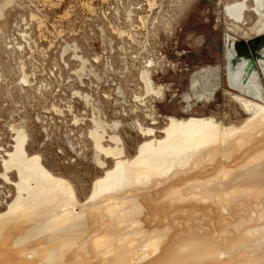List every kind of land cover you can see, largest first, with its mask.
<instances>
[{
  "label": "bare ground",
  "instance_id": "1",
  "mask_svg": "<svg viewBox=\"0 0 264 264\" xmlns=\"http://www.w3.org/2000/svg\"><path fill=\"white\" fill-rule=\"evenodd\" d=\"M219 1L231 69L223 94L243 118L196 111L215 103L221 66L195 72L179 111L165 116L156 104L170 90L143 70L129 123L141 140L130 153L126 123L95 118L88 134L100 172L87 193L31 152L29 130L14 125L0 161V264H264V85L257 66L249 72L230 51L236 40L264 37V0ZM15 2L0 0V33Z\"/></svg>",
  "mask_w": 264,
  "mask_h": 264
},
{
  "label": "built area",
  "instance_id": "2",
  "mask_svg": "<svg viewBox=\"0 0 264 264\" xmlns=\"http://www.w3.org/2000/svg\"><path fill=\"white\" fill-rule=\"evenodd\" d=\"M192 1L92 0L79 11L70 5L60 14L61 5L24 0L29 17L20 38L5 44V52L17 63L20 77L21 66H26L31 85L23 86L19 79L15 90L22 99L11 88L0 102L1 107L14 103L12 108H17L0 118V161L13 145L14 125L40 130L59 156L73 161L87 157L95 118L125 122L137 115L141 104L134 97L128 100L126 78H138L143 70L153 78L176 72L173 60L188 53L180 45L189 42L183 15ZM117 32L132 33L136 42ZM107 59L113 70L107 68ZM0 76L1 87L7 82L1 68Z\"/></svg>",
  "mask_w": 264,
  "mask_h": 264
},
{
  "label": "rangeland",
  "instance_id": "3",
  "mask_svg": "<svg viewBox=\"0 0 264 264\" xmlns=\"http://www.w3.org/2000/svg\"><path fill=\"white\" fill-rule=\"evenodd\" d=\"M44 1L48 2L50 5L55 7H59L61 5L60 14H62L63 11H65L70 5L74 6L75 8H77V11H79L81 4H83L85 1L90 2L92 0H44ZM218 2L220 1L213 0L211 2L210 1L207 2L203 0H195L189 3L188 5L189 8L188 7L186 8L183 15V25L185 26L187 30V34L189 35V42L186 41L187 43L186 44L183 41V43L180 45V49L182 50L184 49L188 53L182 58L173 60V63L176 65L175 73H168L167 75L164 76L160 75L158 77H155L156 83L164 84L170 90V92H168L167 100L164 101L163 104L161 103L156 104L158 113L160 115L165 116L166 114L179 111L180 107L183 105L182 104L183 96L185 93H188L191 77L195 72H197L198 70L204 67L221 66L222 81L221 83H219L218 86L220 89L217 92L218 95L216 97L215 103L210 107H204L200 105L198 110L196 111L199 112L200 114H214L219 118L222 117L224 118L226 116L230 118V120L232 121H240L239 118L241 119L243 118V116L240 114V108L223 94V89L231 88L230 87L231 69H230V60L226 56L227 48L224 47V38H225L227 26L225 24L226 22L224 16L220 11V8L222 6L221 2H220V8H217ZM21 5L23 6V8L21 7ZM24 5H25L24 0H16V2L9 8L6 19L1 23L2 32L4 34L2 32L0 33V37H1L0 60L3 62V64L2 62H0L1 63L0 66H2L0 68L2 70L4 69L3 70L4 74L5 73L7 74V75L5 74L7 76V82L5 84L3 83V86L6 89H4L3 86L0 87V99L3 98L0 100V102L4 100L6 95L5 92H7V90L9 89L11 90V88H13L12 89L13 94L16 96V98L18 100L22 99V97L15 90L16 82L19 81L20 79V74L19 73L16 74V72H19V70L16 69L17 63L12 62V60H10L12 58H8V54L5 53L6 50L5 44H7L8 41L11 40L13 41L16 38L18 39L20 38L18 33H20V30L22 29L24 19H28L27 17H29ZM230 51H232L233 55L235 57H238V59H240L241 57H245V58H251L253 61H255L256 62L255 64L260 74L261 81L264 85V37L253 39L250 42L236 40L234 46L230 48ZM5 61L6 63H4ZM107 63L109 64V70H113V67L111 66L109 59H107ZM11 67L14 69L12 70ZM8 74L9 75L11 74L10 77ZM15 74L16 76L13 77ZM137 80H138L137 77L126 78V82H127L126 85H128L126 93L129 101L133 99L134 95L141 92L139 91L140 84L139 81L137 82ZM14 81L15 83H13ZM12 83L14 86L12 85ZM134 91L135 94H132ZM234 91L238 92V90H234ZM13 105L14 103H12V105L10 104L9 108H4L0 106V118L3 117L4 115L6 116L8 112L17 111V108L14 107L12 108ZM29 112L31 117L34 118L35 114L34 112H32V108H29ZM140 116H141V120L145 119L143 118L144 117L143 115ZM135 118L136 115L134 116L130 115L129 117L125 118L124 120L126 124L123 128L124 130L121 131V135L125 140L126 147L130 153L134 152L135 147L141 140L137 132L134 130V128H132L131 124H129ZM112 119L113 118H110V120ZM160 120H161L160 124L161 126H163V124L165 123L164 118L163 119L161 118ZM2 129L4 128L0 126V130ZM29 132L32 138L31 139L32 141H30L31 152H35V151L41 152L44 155V159L46 161L45 164L48 165L49 168L57 172L63 173L65 176L70 177L75 183V185H77V187L79 188L81 187V189L78 188L80 191L82 190L81 192H83L84 189L86 190L89 189L92 181L100 172L97 166H95V164L92 163V157H93L92 150H90L91 153H89L87 157L84 158L81 157L82 159L76 158L77 161L75 162L71 160V158H69L67 155L59 156L56 153L57 152L56 145L45 143L44 136L42 135L40 130L30 129ZM40 143L42 144L44 143L43 144L44 146L41 148L39 146L41 145ZM6 192L7 190L4 189L0 190V199H2L5 196ZM87 192L88 190L85 193Z\"/></svg>",
  "mask_w": 264,
  "mask_h": 264
},
{
  "label": "water",
  "instance_id": "4",
  "mask_svg": "<svg viewBox=\"0 0 264 264\" xmlns=\"http://www.w3.org/2000/svg\"><path fill=\"white\" fill-rule=\"evenodd\" d=\"M238 56V55H237ZM262 57V56H261ZM241 58H245V57H241ZM240 58V59H241ZM245 59H247L248 60V62H249V68H248V71L250 72L251 70H253L254 68H255V61H253L251 58H245Z\"/></svg>",
  "mask_w": 264,
  "mask_h": 264
}]
</instances>
